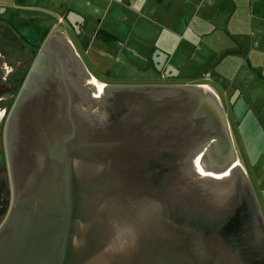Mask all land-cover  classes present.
<instances>
[{"label":"water","instance_id":"95a60500","mask_svg":"<svg viewBox=\"0 0 264 264\" xmlns=\"http://www.w3.org/2000/svg\"><path fill=\"white\" fill-rule=\"evenodd\" d=\"M63 37L38 48L8 119L0 264H264V220L215 93L104 86L94 98ZM247 110L240 97L236 122ZM212 138L221 171L203 162Z\"/></svg>","mask_w":264,"mask_h":264},{"label":"rangeland","instance_id":"374dc122","mask_svg":"<svg viewBox=\"0 0 264 264\" xmlns=\"http://www.w3.org/2000/svg\"><path fill=\"white\" fill-rule=\"evenodd\" d=\"M222 1L221 13H218L212 22L214 28L204 31L207 39L203 40V44L209 40L208 33L218 34L223 40L216 47V50H220L224 45L226 46L224 41L228 42L229 36L236 35L244 47V52H241L240 55L226 54L208 73L209 75H206L204 71L220 56L236 50L219 52V55L217 54L218 56L212 61V56L209 57V53H206L205 49L197 52L186 48L184 45L188 41L187 34L182 33L181 37H184V41L180 43L179 54L173 58V64L180 69V72L178 77H170L171 81L168 82L176 85H204L218 97L224 106L226 115L229 112L227 100L231 89L236 88L240 92L248 104V110L240 122L232 120L230 115L226 117V121L237 162L248 177L264 220V192L261 194L258 187L259 181L264 190V54L261 57L263 67L256 62V44L260 39L257 31L263 28L261 20H264V0ZM220 2L221 0H218V4ZM33 5L39 9L38 17L45 18L41 25L36 19H27V23L16 22L10 17V13L1 16L13 20V27L23 34L26 33L24 27H27L28 23L37 24L39 28L37 39L55 23L56 13L61 11V6L91 20L89 31H85L81 36H78L77 32L72 33L65 25L64 20L63 22L60 20V25L52 33L65 34L64 36L72 45L83 69L90 76L93 75L103 87L105 84L137 86L147 83L148 79H154L155 76H152L153 70L149 62L148 47L150 45L159 46L165 38H169L171 44L175 40L166 30L172 26L152 25L143 22V19L136 22L135 19L129 18L128 21L123 19L120 22L112 23L116 37L112 35L113 39L109 43H103L94 35L102 15L100 11L103 5L105 6L104 3L97 2V0H38L37 2L35 0ZM123 13L128 14L127 11H123ZM20 14L16 15L19 21L25 20L24 18L28 15L26 12ZM107 25L109 24L105 21L100 30L103 32L108 27ZM180 27L177 26V28ZM205 29H208V26ZM102 32L101 35L107 38L108 36L103 35ZM109 44L119 46L120 50H114ZM210 61L212 62L209 63ZM93 78L91 79L93 83L98 82ZM98 96L97 91L93 93L94 98Z\"/></svg>","mask_w":264,"mask_h":264},{"label":"crops","instance_id":"0c3cea01","mask_svg":"<svg viewBox=\"0 0 264 264\" xmlns=\"http://www.w3.org/2000/svg\"><path fill=\"white\" fill-rule=\"evenodd\" d=\"M34 1L35 0H11L8 2V0H0V9L4 10V12L2 13L4 15L10 13V17L16 22L18 21L19 23H22L26 22L27 19H36V21H38L41 25V22H44L45 18L38 17L39 15L37 14V12H39V9L37 6L33 5ZM37 1L38 0H36V2ZM97 2H100L102 4L104 3L105 6L103 5L102 10L100 11L102 13L100 18L101 20L99 19L98 21V29L95 30L94 35H96L98 31H101V26L105 21H107L109 25H107L108 27H106L104 29L105 31L103 30V32L111 36H115V28L112 26V23L120 22V20L123 19L128 21L129 18L135 19L136 22H139V20L143 19V22H148L152 25L159 24L172 26L169 29L166 28L168 34H170L175 39L172 41V44L169 42V38H165L159 46L150 45L147 49V51L149 50V58H152V64L155 67H158V71H164V73H166L168 77H178V74L180 72V69L173 64V58L174 56L179 54L180 43L184 41V37H181V35H183L184 33L187 34L186 36L188 40L187 44L184 46L186 48H189V50L197 52L205 49L207 51L206 53H209V57L212 56V61L216 58V56L219 55V52L225 50H236L234 52H244V47L242 46V43H240L239 41L240 39L236 35H233L231 37L227 36L228 42L224 41L226 46L224 45V47L220 50H216V47L223 40L222 37L218 34L212 35L213 33H208L209 40L206 44H203V40L207 39V35H205L206 33H204V31H208L209 29L214 28L212 22L215 16L218 13H221L223 2L222 0L220 4H218V0H97ZM60 8L61 11H59V13H56L57 20L46 30L43 41L52 34L53 30L57 29V26L60 25L61 21L63 22V20L65 22V25H67L69 29L73 30L72 25L67 19L68 14L70 13L82 19L81 23L79 24V32H77L78 36H81V34H83L85 31H89V28L91 26L90 19L80 16L74 13L71 9L65 8L64 6H61ZM123 11H127L128 14H124ZM24 12L28 13V15L26 16V18H24L25 20L19 21L16 15H18V13L24 14ZM96 12L98 13V10ZM261 24L263 25V28L257 31L260 39L256 44V62L259 66L261 65V67H263V61L261 59L264 54L263 19L261 20ZM177 26L181 27L177 28ZM206 26H208V29H205ZM34 30L36 29L34 28ZM74 32L75 31H73V33ZM109 45L114 50H120V47L117 45ZM231 46L232 48L230 49ZM158 59H162V62H158ZM212 61H210L209 63H211ZM169 70H173L174 73ZM261 186V183L258 181V187L262 194L264 190Z\"/></svg>","mask_w":264,"mask_h":264},{"label":"flooded vegetation","instance_id":"af4514ba","mask_svg":"<svg viewBox=\"0 0 264 264\" xmlns=\"http://www.w3.org/2000/svg\"><path fill=\"white\" fill-rule=\"evenodd\" d=\"M24 29H26V33H20L16 30L15 27H13V20L5 19L0 15V164H8L7 144L5 138L8 119L19 98L22 87L24 86L27 77L29 76L35 65L39 54L38 48L48 38L47 37L41 44H39L35 37L33 24L28 23V26L24 27ZM70 31L73 33L74 30L70 29ZM63 38H65L69 42L66 36H64ZM151 60L152 58H149L150 67L153 70L152 76L154 75L155 78L148 79L147 83L138 84L137 86H179L175 83H169L168 81H171L170 77H168V75H166L164 71H158V67H155L152 64ZM159 62H162V59H160ZM209 72L210 71H208L207 73ZM81 77L83 78V76ZM92 78L93 77L91 76V79ZM105 86L110 85L105 84ZM77 89L80 94V102H86V99L88 98V92H86L80 86H77ZM231 90V94L229 95L227 100L229 112L227 115L225 114V112L224 114L225 118L230 115L231 119L236 122L232 108L233 105L242 96L239 92V95L235 97L233 104H231V98L234 97V92L237 89L235 88ZM221 106L224 111V106L222 105V103ZM199 146L202 148L209 147L210 150L208 152L209 154H207L203 160L205 165L220 171L228 165V157H217L216 151L219 147L217 144V140H215L214 138L206 140Z\"/></svg>","mask_w":264,"mask_h":264},{"label":"trees","instance_id":"16d2710c","mask_svg":"<svg viewBox=\"0 0 264 264\" xmlns=\"http://www.w3.org/2000/svg\"><path fill=\"white\" fill-rule=\"evenodd\" d=\"M33 25H34V28H35V29L37 28V29L35 30V37H36L39 28L37 27V24L34 23ZM101 32H102V31H98V32L96 33V38H99L101 41L106 42V43H107V42L109 43V42H110V39H113L111 35L102 32L103 35L108 36L107 38H105L104 36L101 35ZM45 33H46V31H44V32L41 34L40 37H42V38H38V39L36 38V40H37V42H38L39 44H41V43L43 42V37L45 36ZM109 38H110V39H109Z\"/></svg>","mask_w":264,"mask_h":264},{"label":"bare ground","instance_id":"6f19581e","mask_svg":"<svg viewBox=\"0 0 264 264\" xmlns=\"http://www.w3.org/2000/svg\"><path fill=\"white\" fill-rule=\"evenodd\" d=\"M90 82H91V85L92 86H95V88H96V91H97V95H99V90H100V88L101 87H103L99 82H95V83H93V81L90 79ZM201 86H203L204 88H207V87H205L204 85H201ZM99 97V96H98ZM97 97V98H98Z\"/></svg>","mask_w":264,"mask_h":264}]
</instances>
